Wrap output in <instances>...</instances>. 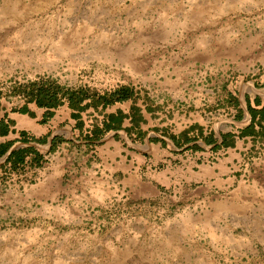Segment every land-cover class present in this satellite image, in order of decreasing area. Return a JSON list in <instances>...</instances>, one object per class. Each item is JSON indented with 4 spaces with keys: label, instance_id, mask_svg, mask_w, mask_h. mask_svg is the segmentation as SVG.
Returning a JSON list of instances; mask_svg holds the SVG:
<instances>
[{
    "label": "rangeland",
    "instance_id": "1",
    "mask_svg": "<svg viewBox=\"0 0 264 264\" xmlns=\"http://www.w3.org/2000/svg\"><path fill=\"white\" fill-rule=\"evenodd\" d=\"M252 86L264 92V0H0L7 104L52 87L235 131ZM248 144L231 184L181 185L155 149L136 177L90 168L78 146L1 167L0 264H264V136Z\"/></svg>",
    "mask_w": 264,
    "mask_h": 264
},
{
    "label": "crops",
    "instance_id": "2",
    "mask_svg": "<svg viewBox=\"0 0 264 264\" xmlns=\"http://www.w3.org/2000/svg\"><path fill=\"white\" fill-rule=\"evenodd\" d=\"M236 97L239 110L230 123L234 125L236 119L246 123L235 131L222 129L219 124L212 126L201 116L192 120L182 117L171 126L167 116L146 104L113 100L111 94L86 95L74 103L60 95L59 103L50 107L37 105L35 99L18 105L0 101V168L37 169L47 155L64 154L68 146H78L90 168H101L121 178L136 177L142 168L149 169V151L155 149L179 160L169 168L181 174V185L201 179L209 185L213 176L231 184V172L238 169L235 162L245 157L248 143L260 140L238 137L240 130L264 127V121L252 119L251 114L264 108V92H258L256 86L243 91L244 108L240 107V96ZM226 134L233 135V143L224 146ZM214 154L216 163L209 161Z\"/></svg>",
    "mask_w": 264,
    "mask_h": 264
},
{
    "label": "trees",
    "instance_id": "3",
    "mask_svg": "<svg viewBox=\"0 0 264 264\" xmlns=\"http://www.w3.org/2000/svg\"><path fill=\"white\" fill-rule=\"evenodd\" d=\"M59 94V92H58ZM62 97H67V99L74 103V102H79L82 100V97L86 96L85 93L82 91H77V92H63L61 94ZM30 99H35V102L37 105H46V106H54L59 103V97L57 96V90L52 88V87H47V88H37L32 95V97L28 98ZM119 100H122L124 98H118ZM252 119L257 118L259 122L264 121V108L259 110V111H252ZM0 132H3L1 130ZM243 136H253L261 139L264 136V127H261L257 131H254L252 127L248 126L247 128L240 130V133L238 137H243ZM233 135L232 134H226L224 135V138L222 140V145H231L233 143ZM19 160L15 161L18 162Z\"/></svg>",
    "mask_w": 264,
    "mask_h": 264
}]
</instances>
